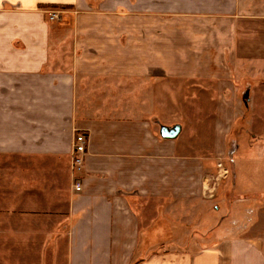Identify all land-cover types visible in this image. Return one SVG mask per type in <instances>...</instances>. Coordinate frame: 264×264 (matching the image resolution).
Returning <instances> with one entry per match:
<instances>
[{"label":"crops","instance_id":"0c3cea01","mask_svg":"<svg viewBox=\"0 0 264 264\" xmlns=\"http://www.w3.org/2000/svg\"><path fill=\"white\" fill-rule=\"evenodd\" d=\"M263 139L264 0H0V264H264Z\"/></svg>","mask_w":264,"mask_h":264},{"label":"rangeland","instance_id":"374dc122","mask_svg":"<svg viewBox=\"0 0 264 264\" xmlns=\"http://www.w3.org/2000/svg\"><path fill=\"white\" fill-rule=\"evenodd\" d=\"M53 10V9H52ZM51 11V10H49ZM54 11H59L58 9H54ZM60 12V11H59ZM60 19V13H59V17L56 20ZM241 99V98H240ZM206 101V104L208 105L209 100H204ZM240 107H245L242 100H240ZM245 110V109H244ZM243 110V111H244ZM240 114V113H239ZM210 115H201V122L198 121V116H193V115H178V114H172L171 117L169 118V125L172 127L173 125L177 124V123H181L183 125V127L185 128L186 134L188 138H193L194 140H201L202 143H206V139H208L211 135V130L209 129V126L206 122V119H209ZM248 118V116H246ZM245 115L243 116L242 114H240L238 116L237 121L235 122L234 128H233V132L231 133L230 137H229V141L231 142L229 145L231 146V150L234 149L233 147V143H232V139H236L237 137H242L243 135L245 136V127L243 126V123L245 124L246 122V118ZM250 117V115H249ZM193 119V120H192ZM195 119V121H194ZM244 128V130H243ZM249 136H253L255 138H257V136L255 135H249ZM240 143L242 144L241 147L239 148V150L235 153V158H241V157H245L249 154H255L258 155L259 151L257 147H253V148H246V146H244L245 141H242V139H240ZM264 141V139H263ZM230 149V147H229ZM260 151L262 150L261 148H259ZM201 150L206 153V154H210V147H206V146H202ZM247 150V151H246ZM262 153H264V151L262 150ZM12 164V163H11ZM13 165V164H12ZM16 165V164H15ZM9 166V164L4 163L1 164L0 163V167H7ZM222 168V164L219 163L217 166V169L220 171V169ZM220 173H223L220 171ZM161 244H158L156 247H159L158 249L161 248ZM154 251H158L157 248L154 249Z\"/></svg>","mask_w":264,"mask_h":264},{"label":"built area","instance_id":"2783aa9c","mask_svg":"<svg viewBox=\"0 0 264 264\" xmlns=\"http://www.w3.org/2000/svg\"><path fill=\"white\" fill-rule=\"evenodd\" d=\"M48 12L52 20L57 19L59 17V13H60L59 11L51 10ZM87 145H88L87 136L83 133H78L75 136L73 147H72V152H71L72 169L75 173L82 170L83 168V164L85 161V155L87 153ZM75 189L81 190L80 182H76Z\"/></svg>","mask_w":264,"mask_h":264},{"label":"water","instance_id":"95a60500","mask_svg":"<svg viewBox=\"0 0 264 264\" xmlns=\"http://www.w3.org/2000/svg\"><path fill=\"white\" fill-rule=\"evenodd\" d=\"M181 129V124H175L172 127L163 125L161 126L160 133L164 138L174 139L179 136Z\"/></svg>","mask_w":264,"mask_h":264},{"label":"trees","instance_id":"16d2710c","mask_svg":"<svg viewBox=\"0 0 264 264\" xmlns=\"http://www.w3.org/2000/svg\"><path fill=\"white\" fill-rule=\"evenodd\" d=\"M64 7H67V6H64ZM141 261V259H135L133 260L132 264H139Z\"/></svg>","mask_w":264,"mask_h":264}]
</instances>
